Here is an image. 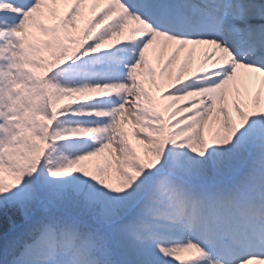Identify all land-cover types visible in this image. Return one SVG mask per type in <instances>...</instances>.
Masks as SVG:
<instances>
[{
    "label": "snow or ice",
    "instance_id": "1",
    "mask_svg": "<svg viewBox=\"0 0 264 264\" xmlns=\"http://www.w3.org/2000/svg\"><path fill=\"white\" fill-rule=\"evenodd\" d=\"M177 262L264 264V0H0V264Z\"/></svg>",
    "mask_w": 264,
    "mask_h": 264
},
{
    "label": "rangeland",
    "instance_id": "2",
    "mask_svg": "<svg viewBox=\"0 0 264 264\" xmlns=\"http://www.w3.org/2000/svg\"><path fill=\"white\" fill-rule=\"evenodd\" d=\"M182 56L184 55L183 53L181 54ZM154 64L156 63V61H155V59H154ZM158 94V93H157ZM68 103H70V101L69 100H62V101H60L58 104H57V108L58 109H60L62 106H64V105H66V104H68ZM125 127H127V128H129V129H131V125L129 124V125H125ZM133 143H138L134 138H133ZM182 259H184V260H189L190 258L188 257V256H185V257H182ZM177 264H179V262H177Z\"/></svg>",
    "mask_w": 264,
    "mask_h": 264
}]
</instances>
